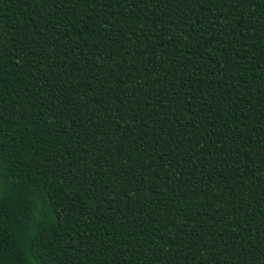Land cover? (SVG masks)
I'll return each mask as SVG.
<instances>
[{
	"label": "trees",
	"instance_id": "1",
	"mask_svg": "<svg viewBox=\"0 0 264 264\" xmlns=\"http://www.w3.org/2000/svg\"><path fill=\"white\" fill-rule=\"evenodd\" d=\"M0 264H264V0H0Z\"/></svg>",
	"mask_w": 264,
	"mask_h": 264
}]
</instances>
